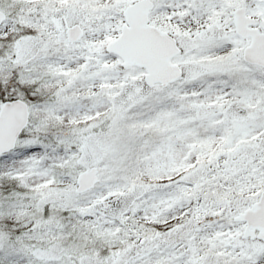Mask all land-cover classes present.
I'll list each match as a JSON object with an SVG mask.
<instances>
[{
	"label": "snow or ice",
	"instance_id": "6c2138e0",
	"mask_svg": "<svg viewBox=\"0 0 264 264\" xmlns=\"http://www.w3.org/2000/svg\"><path fill=\"white\" fill-rule=\"evenodd\" d=\"M0 264H264V0L0 6Z\"/></svg>",
	"mask_w": 264,
	"mask_h": 264
},
{
	"label": "rangeland",
	"instance_id": "374dc122",
	"mask_svg": "<svg viewBox=\"0 0 264 264\" xmlns=\"http://www.w3.org/2000/svg\"><path fill=\"white\" fill-rule=\"evenodd\" d=\"M8 3H11V0H0V6L6 5ZM5 11H8L7 8H5ZM13 13H15V8L11 9Z\"/></svg>",
	"mask_w": 264,
	"mask_h": 264
}]
</instances>
